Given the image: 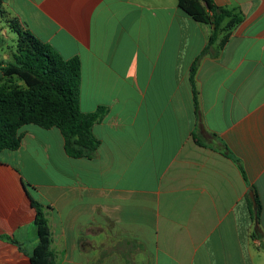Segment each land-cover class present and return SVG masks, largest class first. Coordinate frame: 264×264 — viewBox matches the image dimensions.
Masks as SVG:
<instances>
[{"label":"crops","instance_id":"0c3cea01","mask_svg":"<svg viewBox=\"0 0 264 264\" xmlns=\"http://www.w3.org/2000/svg\"><path fill=\"white\" fill-rule=\"evenodd\" d=\"M215 2L243 21L201 56L211 26L178 0H0V81L16 18L80 58L81 110L105 109L90 158L33 123L0 151V264H33L32 200L51 264H264V0Z\"/></svg>","mask_w":264,"mask_h":264},{"label":"trees","instance_id":"16d2710c","mask_svg":"<svg viewBox=\"0 0 264 264\" xmlns=\"http://www.w3.org/2000/svg\"><path fill=\"white\" fill-rule=\"evenodd\" d=\"M178 5L195 20L211 26L208 44L201 56L209 51L221 31H227L214 53L216 55L228 39L229 31L243 21L240 11L218 5L215 0H178ZM3 12L0 4V13ZM7 21L17 33V42L11 57L3 59L6 65L2 68L5 78L0 81V151L17 149L23 136L21 128L33 123L43 128H59L69 156H94L100 142L93 134L92 126L102 118L105 109L99 107L92 112H83L80 108V58H64L49 43L22 28L16 18ZM197 69L198 61L193 63L190 74L198 108ZM195 140L202 143L198 137ZM254 197L255 204L251 199L250 203L257 229L260 202L256 194ZM32 204L36 209L39 242L31 261L33 264H51V238L45 212L39 202L32 200Z\"/></svg>","mask_w":264,"mask_h":264},{"label":"water","instance_id":"95a60500","mask_svg":"<svg viewBox=\"0 0 264 264\" xmlns=\"http://www.w3.org/2000/svg\"><path fill=\"white\" fill-rule=\"evenodd\" d=\"M212 20H214V18H212ZM212 27L214 28L215 27V24H213ZM250 195L252 197L253 203L255 204V198L253 196V192H250Z\"/></svg>","mask_w":264,"mask_h":264},{"label":"rangeland","instance_id":"374dc122","mask_svg":"<svg viewBox=\"0 0 264 264\" xmlns=\"http://www.w3.org/2000/svg\"><path fill=\"white\" fill-rule=\"evenodd\" d=\"M13 46H15V44H13ZM15 81H17L19 84H22V82L17 79H15Z\"/></svg>","mask_w":264,"mask_h":264}]
</instances>
